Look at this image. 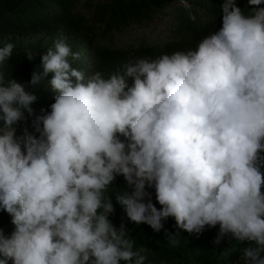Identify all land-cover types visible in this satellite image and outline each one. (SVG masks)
<instances>
[{
    "label": "clouds",
    "instance_id": "obj_1",
    "mask_svg": "<svg viewBox=\"0 0 264 264\" xmlns=\"http://www.w3.org/2000/svg\"><path fill=\"white\" fill-rule=\"evenodd\" d=\"M248 7L223 0L222 27L194 49L108 77L73 68L79 53L58 39L22 84L3 71L14 45L0 47V211L14 225L0 231V264H146L109 219L113 194L157 233L174 218L173 246L219 226L214 244L247 243L238 264H264V0ZM45 81L58 95L39 135H18L37 102L26 89ZM117 177L127 188L109 195Z\"/></svg>",
    "mask_w": 264,
    "mask_h": 264
},
{
    "label": "trees",
    "instance_id": "obj_2",
    "mask_svg": "<svg viewBox=\"0 0 264 264\" xmlns=\"http://www.w3.org/2000/svg\"><path fill=\"white\" fill-rule=\"evenodd\" d=\"M81 1L0 0V47L7 43L14 45L13 55L3 67L7 79L14 78L27 85L34 73L42 74V57L58 39H63L74 53H79L80 58L71 61L73 68L83 71L86 76L101 72L108 77L137 58L154 60L163 54L194 49L202 37L222 27L220 5L223 0H88L85 5L90 17L76 11ZM170 1H181L187 5L176 16L172 41L165 45L142 43L139 47L125 48L104 44L112 41L116 33H123L131 27L152 25ZM29 35H45L50 43L45 44L44 38L28 45H18L13 41L4 43L9 37ZM28 56L33 59L29 60ZM47 79L51 80L52 74ZM26 90L37 97V102L32 105L34 116L20 124L18 135L27 129L38 136L35 121L50 111L58 93L48 87L47 81ZM125 188L124 178L117 177L108 194ZM148 191L152 193V202L160 209L155 190ZM112 202L115 212L109 219L117 228L121 225L126 227L137 249L143 247L148 250L146 264H190L191 261L198 264H236L240 260L241 249L249 246L229 238L217 246L214 241L219 226L206 228L200 235L180 231L176 236L178 243L173 246L167 234L175 235L178 231L174 218L164 221V229L157 233L147 224L131 222L114 194ZM2 222H11V217L0 211V231L10 235L14 229L6 227L7 224L1 226Z\"/></svg>",
    "mask_w": 264,
    "mask_h": 264
},
{
    "label": "rangeland",
    "instance_id": "obj_3",
    "mask_svg": "<svg viewBox=\"0 0 264 264\" xmlns=\"http://www.w3.org/2000/svg\"><path fill=\"white\" fill-rule=\"evenodd\" d=\"M82 0L76 7V11L88 17L91 16L90 11L86 8V2ZM237 5L242 8L245 14H251L252 9L248 7V0H237ZM182 8H187L184 2H169L167 7L157 16L155 22L149 26H134L123 33H116L112 41L107 43L112 48H125L127 46L139 47L142 43L148 45H165L173 40V28L176 25V16ZM45 39L44 43L48 44L50 41L45 35H29L25 37H9L4 43L8 41L16 42L18 45H28L30 43L38 42ZM7 224L6 227L14 229L11 222H2L1 226ZM228 240L225 237L223 242ZM239 262V261H238ZM238 262L236 264H238ZM190 264H198L196 261H191Z\"/></svg>",
    "mask_w": 264,
    "mask_h": 264
}]
</instances>
